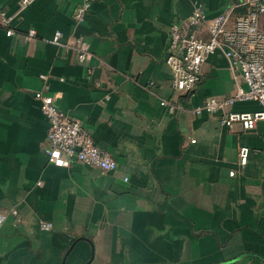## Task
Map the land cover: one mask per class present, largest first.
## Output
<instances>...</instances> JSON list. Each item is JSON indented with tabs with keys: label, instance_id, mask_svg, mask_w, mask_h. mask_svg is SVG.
Instances as JSON below:
<instances>
[{
	"label": "crops",
	"instance_id": "obj_1",
	"mask_svg": "<svg viewBox=\"0 0 264 264\" xmlns=\"http://www.w3.org/2000/svg\"><path fill=\"white\" fill-rule=\"evenodd\" d=\"M84 1L38 0L19 14L21 0H0V264H264V123L224 124L229 112L262 106L197 116L209 98L235 94L237 75L215 53L187 97L165 61L172 29L196 4L208 39L212 20L248 0H91L77 22ZM76 38L89 43V61H79ZM38 91L83 125L116 171L50 163ZM242 147L251 149L244 167Z\"/></svg>",
	"mask_w": 264,
	"mask_h": 264
},
{
	"label": "built area",
	"instance_id": "obj_2",
	"mask_svg": "<svg viewBox=\"0 0 264 264\" xmlns=\"http://www.w3.org/2000/svg\"><path fill=\"white\" fill-rule=\"evenodd\" d=\"M38 0H21L20 13H23ZM91 7V0H85L79 7L75 20L82 22ZM246 8L247 13L236 16V11ZM264 0H248L234 6L212 20L208 26L209 38L199 34V28L207 22L206 11L202 4L194 7L193 14L183 23L176 25L170 34V44L165 57L173 72V88L183 96L192 97L203 79V66L215 53H221L228 61L230 69L237 75L239 84L235 94L226 99L209 98L205 104L195 109V114L226 113L238 102L256 101L262 106L257 112H229L224 124L233 127L241 124L247 131L256 130L264 123ZM11 19L7 21L9 24ZM14 35L13 30L7 32ZM31 31L29 38L34 37ZM62 33L58 32L53 42L60 44ZM75 50L81 63L92 57L89 43L84 38H76ZM47 80V75H41ZM41 103L43 114L50 123L46 153L50 163L60 168H70L74 162L114 172L118 168L113 156L101 150L83 125L57 106L51 94L44 91L35 93ZM169 104L163 101L162 105ZM195 142V141H193ZM251 149H240V164L244 167L249 162ZM235 172L231 176H235ZM12 216L20 220L19 212L13 210ZM8 220V214L0 212V231ZM41 228L53 229L51 223H42Z\"/></svg>",
	"mask_w": 264,
	"mask_h": 264
},
{
	"label": "trees",
	"instance_id": "obj_3",
	"mask_svg": "<svg viewBox=\"0 0 264 264\" xmlns=\"http://www.w3.org/2000/svg\"><path fill=\"white\" fill-rule=\"evenodd\" d=\"M238 10H239V9H238ZM238 10H237V11H238ZM246 13H247V12H246ZM246 13H245V14H246Z\"/></svg>",
	"mask_w": 264,
	"mask_h": 264
}]
</instances>
